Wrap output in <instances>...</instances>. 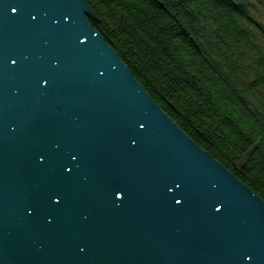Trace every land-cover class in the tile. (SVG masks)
Listing matches in <instances>:
<instances>
[{
	"label": "water",
	"instance_id": "water-1",
	"mask_svg": "<svg viewBox=\"0 0 264 264\" xmlns=\"http://www.w3.org/2000/svg\"><path fill=\"white\" fill-rule=\"evenodd\" d=\"M90 19L0 0V264H264V201Z\"/></svg>",
	"mask_w": 264,
	"mask_h": 264
},
{
	"label": "trees",
	"instance_id": "trees-1",
	"mask_svg": "<svg viewBox=\"0 0 264 264\" xmlns=\"http://www.w3.org/2000/svg\"><path fill=\"white\" fill-rule=\"evenodd\" d=\"M152 100L264 201V0H86Z\"/></svg>",
	"mask_w": 264,
	"mask_h": 264
}]
</instances>
